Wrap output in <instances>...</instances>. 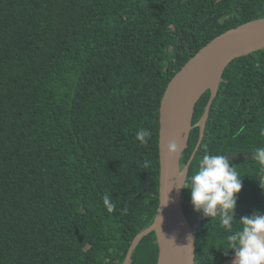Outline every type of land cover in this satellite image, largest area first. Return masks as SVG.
I'll use <instances>...</instances> for the list:
<instances>
[{
  "label": "trees",
  "instance_id": "obj_1",
  "mask_svg": "<svg viewBox=\"0 0 264 264\" xmlns=\"http://www.w3.org/2000/svg\"><path fill=\"white\" fill-rule=\"evenodd\" d=\"M263 17L264 0H0V264H124L159 205L169 82L214 37ZM223 78L185 187L205 153L264 146V49ZM199 139L195 127L182 167ZM231 161L237 218L264 212L259 163ZM200 214L196 264L234 257L220 217ZM156 239L143 237L130 264H157Z\"/></svg>",
  "mask_w": 264,
  "mask_h": 264
},
{
  "label": "water",
  "instance_id": "obj_2",
  "mask_svg": "<svg viewBox=\"0 0 264 264\" xmlns=\"http://www.w3.org/2000/svg\"><path fill=\"white\" fill-rule=\"evenodd\" d=\"M264 49V17L231 28L214 37L196 53L169 82L160 104V184L159 205L152 224L133 240L124 264H130L132 254L143 237L155 232L159 245L157 264H196V234L201 214L193 227L184 207V188L179 187L182 175L187 182L189 169L200 148L204 129L223 75L235 59ZM210 91L205 113L194 124L196 105ZM195 127H200V139L188 163L181 160ZM174 140L179 152L169 157L166 145ZM233 160L252 158L247 153L226 154ZM184 184V186H185ZM192 237V250L186 246ZM234 257L222 264H233Z\"/></svg>",
  "mask_w": 264,
  "mask_h": 264
},
{
  "label": "clouds",
  "instance_id": "obj_3",
  "mask_svg": "<svg viewBox=\"0 0 264 264\" xmlns=\"http://www.w3.org/2000/svg\"><path fill=\"white\" fill-rule=\"evenodd\" d=\"M264 135V130L261 132ZM141 143H147L151 132L141 129L136 134ZM169 157L179 152L178 144L172 140L166 145ZM252 160L259 163V187L264 190V146L257 147L253 152ZM150 162L145 161L147 168ZM179 187L191 189V204L193 210L202 212L205 217H220L221 226L229 232L227 249L234 250L233 264H264V212L254 210L250 215L245 214L237 218L235 212L237 194L243 187L242 176L236 165L224 155L205 153L199 160L197 170L188 180L187 187L183 173ZM103 204L108 212L114 210L115 205L106 195ZM238 220L240 227L233 231V221ZM188 244L192 250V237L189 234Z\"/></svg>",
  "mask_w": 264,
  "mask_h": 264
},
{
  "label": "rangeland",
  "instance_id": "obj_4",
  "mask_svg": "<svg viewBox=\"0 0 264 264\" xmlns=\"http://www.w3.org/2000/svg\"><path fill=\"white\" fill-rule=\"evenodd\" d=\"M184 207L186 209L188 220L191 225L195 227V224L200 216V212L193 210V206L191 204V194L189 192L184 194Z\"/></svg>",
  "mask_w": 264,
  "mask_h": 264
},
{
  "label": "flooded vegetation",
  "instance_id": "obj_5",
  "mask_svg": "<svg viewBox=\"0 0 264 264\" xmlns=\"http://www.w3.org/2000/svg\"><path fill=\"white\" fill-rule=\"evenodd\" d=\"M210 92V91H209ZM211 93V92H210ZM218 94V93H217ZM207 107V106H206ZM205 110H206V108H205ZM210 112H211V109H210ZM204 113H205V111H204ZM203 113V114H204ZM203 116V115H202ZM201 116V117H202ZM209 116H210V113H209ZM209 118V117H208ZM201 119V118H200ZM207 121H208V119H207ZM206 127H207V122H206V125H205V129H204V136H205V132H206ZM199 129H200V127H199ZM204 136H203V138H204ZM203 140V139H202ZM202 143V142H201ZM234 153H243V152H234ZM247 154H249V153H247ZM250 155H253V154H250ZM246 159H250V158H245V159H243V160H241V161H244V160H246Z\"/></svg>",
  "mask_w": 264,
  "mask_h": 264
}]
</instances>
